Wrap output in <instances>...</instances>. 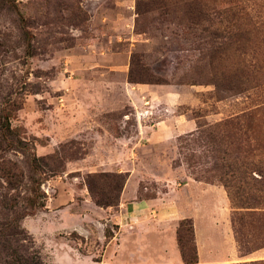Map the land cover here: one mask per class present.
Wrapping results in <instances>:
<instances>
[{"label": "rangeland", "instance_id": "rangeland-1", "mask_svg": "<svg viewBox=\"0 0 264 264\" xmlns=\"http://www.w3.org/2000/svg\"><path fill=\"white\" fill-rule=\"evenodd\" d=\"M193 1L0 0V123L8 114L24 141L0 143V160L23 173L15 190L0 178V223L16 212L19 224L8 242L0 235V264L13 251L41 264L149 257L140 250L156 221L131 227L118 205H95L85 185L94 172L123 174L125 199L169 191L199 237L194 264H264V0H199L248 14L247 40L220 58L199 45L208 23L187 20ZM133 54L166 82H131ZM54 153L56 172L31 166ZM31 187L43 206H28Z\"/></svg>", "mask_w": 264, "mask_h": 264}, {"label": "trees", "instance_id": "trees-1", "mask_svg": "<svg viewBox=\"0 0 264 264\" xmlns=\"http://www.w3.org/2000/svg\"><path fill=\"white\" fill-rule=\"evenodd\" d=\"M8 2L12 0H6ZM193 9L189 10L190 16L187 17L188 22L193 26L201 25L206 21L208 25L201 27L205 32H208L206 37L208 40H202L199 45H206L205 55H209L210 58H220L227 49L229 42H243L247 40L251 28L243 23L244 19L242 7H237L235 2L230 1L232 5L226 8H217L215 2L212 1L210 10L203 8V4L199 0L193 1ZM218 9V10H217ZM214 17H213V13ZM248 15V14H247ZM240 19L241 27L238 26L237 20ZM252 20V19H251ZM235 21V22H234ZM233 22V24H231ZM249 24H252L251 22ZM256 25L253 23V27ZM199 36V34H198ZM205 39V38H204ZM128 78L131 82L135 83H165L166 80L154 76L138 57L133 54L130 59V69ZM240 84L235 85L238 88ZM217 87V84H216ZM224 89H234V87H226ZM11 105H15L14 103ZM15 107V106H14ZM9 115L4 114L0 123V143L10 142L12 139V147L15 143H18L20 147H24V141L18 138L19 131L17 128H11L9 121ZM54 161L49 162V161ZM57 160V161H56ZM61 165V160L58 155L54 153L50 156H33L31 158V166L34 170H43L46 167L51 173L56 172ZM0 178H2L8 189L15 190L23 183V173L17 163L10 160H0ZM126 178L121 173L111 172H94L88 173L85 178V185L93 203L99 207L116 206L119 203V196L124 186ZM30 196L26 197V202L30 209H34L43 206V203L39 202L38 187H31ZM18 201L10 197L9 209H14ZM20 217V216H19ZM18 216L14 213L13 219L10 221L0 223V235L5 241H9V236L18 234ZM9 239V240H8ZM177 245L180 252L181 260L185 264H194L198 262V254L196 245L194 242V230L191 218H183L179 221L177 228ZM3 245V243H1ZM14 257L9 264H41L39 260L33 256H24L21 253L13 251Z\"/></svg>", "mask_w": 264, "mask_h": 264}, {"label": "crops", "instance_id": "crops-1", "mask_svg": "<svg viewBox=\"0 0 264 264\" xmlns=\"http://www.w3.org/2000/svg\"><path fill=\"white\" fill-rule=\"evenodd\" d=\"M133 177L134 174L130 173L128 180H131ZM200 183L201 182L195 181L190 187L200 188L203 192L209 189L205 187L210 186L202 187L200 186ZM168 194L169 191L162 196L157 195L149 199H139L137 198L135 191H133L128 192V197L125 199L124 193H121L118 207L121 216L126 218L127 224L133 227L135 223L138 222L141 224L147 219L149 221H156L152 222L156 228L155 234L148 235L149 238L146 242V246L143 245L145 247L140 250L142 254L148 252L149 257L144 256L138 264H185L181 260L176 242V227L178 221L183 219L186 216V213L181 209L178 202L167 198ZM220 195L217 194L219 198ZM116 237V235L112 236V239H110L107 244V249L112 247L113 241H115ZM196 241L198 260H201V254L203 251L197 235ZM105 261L102 262L105 263ZM106 263L113 264L111 260H107Z\"/></svg>", "mask_w": 264, "mask_h": 264}]
</instances>
